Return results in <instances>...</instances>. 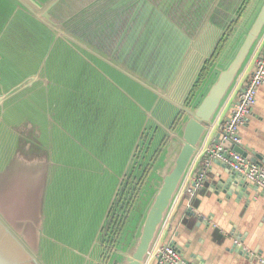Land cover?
Wrapping results in <instances>:
<instances>
[{"label":"water","instance_id":"obj_1","mask_svg":"<svg viewBox=\"0 0 264 264\" xmlns=\"http://www.w3.org/2000/svg\"><path fill=\"white\" fill-rule=\"evenodd\" d=\"M68 1L0 0V264H104L98 260L96 243L105 220L92 208L97 202L102 206L106 198L108 211L117 204L124 177L134 169L142 135L148 133L150 139L152 130L164 125L158 118L164 103L172 117L182 114L166 132L168 141L127 211L107 263L145 264L189 168L204 148L217 113L264 29V0L236 27L189 105L178 103L160 87L110 61L111 57L57 21L55 17ZM136 1L126 7L120 0L125 15L109 21L108 39L142 20L145 10ZM67 8L64 15L69 13ZM232 43L229 57L222 63ZM97 74L101 76L92 91L100 90L106 102L117 101L125 128L131 124L138 128L131 151H76L89 131H95L88 128L82 106L91 100L84 90ZM110 117L99 119L105 131ZM98 139L99 134L92 133L87 143L101 146ZM210 145H221L264 166V157L221 140L219 134ZM95 163L102 164L107 180L96 178L65 203H57L62 180L75 185L69 174L72 165L86 174ZM112 165L120 171H113ZM208 167L196 171L201 180L196 191L209 185L205 180ZM226 173L228 177L212 183L210 190L242 195L244 180L229 168ZM88 223V231L68 239L69 243L55 238V233L79 230ZM84 234L86 238H82ZM62 238L67 239L66 235Z\"/></svg>","mask_w":264,"mask_h":264},{"label":"crops","instance_id":"obj_2","mask_svg":"<svg viewBox=\"0 0 264 264\" xmlns=\"http://www.w3.org/2000/svg\"><path fill=\"white\" fill-rule=\"evenodd\" d=\"M258 3L259 0H250L239 20L240 23L243 18L249 17L256 11ZM120 9L123 10V7ZM55 18L57 21H63L67 27L65 20L57 19V16ZM82 41L91 45L84 40ZM263 47L264 29L242 72L217 113L204 148L198 153L189 168L178 197L173 203L169 216L145 264H154L157 250L167 244L174 245L182 257L193 264H263L264 195L247 185L242 195L234 192L228 195L215 188L210 190L209 187L212 186V183L217 182L219 178L226 179L228 177V173H226L227 167L218 161L207 164L209 167L205 171V180L209 182V185L199 188L191 199H188L185 195V189L196 179V171L203 165L206 166L203 158L205 150L209 147L210 142L215 141L217 134H219L220 138V126L237 102L238 94L248 81L254 68V62L262 52ZM100 76L97 74L85 88L84 91H87L91 100L84 102L82 109L88 116V128L93 127L95 129V131L91 133L89 131V133L99 134L98 140L101 142V146L96 145L94 141L87 143V137L90 135L88 133L76 151H131L134 135L137 136L139 134L138 128H134L133 124L125 128L122 125V116H118L117 101L106 102L101 99L102 93L100 90L92 91ZM102 86L103 79L101 78L99 88ZM103 115L111 116L108 119L110 124L105 127L106 131L103 125H100L99 120ZM239 134L243 148H247L253 153L264 157V85L258 89L256 103L248 116L247 122L240 128ZM111 145L114 146V149ZM110 168L115 172L120 171V167L116 165H112ZM83 172L82 168H76L72 165L69 174L75 185L68 186L66 180L63 179L59 187L57 203H65L69 197H73L77 189L83 190L96 178L99 180L104 179L105 181L108 178V174L102 164L95 163L89 173L83 174ZM83 180H86V183H83ZM85 198L87 199V193H85ZM108 206L109 203L106 198L102 206L97 202L94 208H91L92 212L102 214L106 222L109 212ZM88 229L89 223L86 227H82L79 230L72 231L68 229L65 232L52 234L57 236L55 237L57 240L69 243L68 239L78 237L81 231L87 232ZM102 229L103 227L99 230L100 235L96 243V252L99 253L98 260L107 264L115 246L111 250L109 259L104 262L102 258L103 249L99 244ZM65 235L67 239L62 238ZM82 238H86V235L84 234ZM234 239L239 240L242 244L246 251L244 254L242 249L234 245ZM49 246L52 245L49 244ZM252 257H255L256 261H251Z\"/></svg>","mask_w":264,"mask_h":264},{"label":"flooded vegetation","instance_id":"obj_3","mask_svg":"<svg viewBox=\"0 0 264 264\" xmlns=\"http://www.w3.org/2000/svg\"><path fill=\"white\" fill-rule=\"evenodd\" d=\"M96 1L99 3V0ZM249 2L250 0H167V5L160 8L162 14L153 15L151 10L146 9L140 25L133 24L128 31L118 32L109 39L107 24L110 18L107 14L113 9L114 3L102 11L101 7L94 8L90 4L87 10L84 9L85 12L67 18L64 15L66 6L61 9L57 19L65 20L76 37L90 43L169 94L170 89L176 87L178 74L188 62L186 58L192 55L190 47L191 44H197L198 35L209 28L219 30L221 34L211 53L194 69L193 81L182 102L185 104L199 90L221 47L230 38L233 28L240 23ZM122 5L120 2L121 8ZM161 104L158 118L164 125L152 130L153 137L150 139L148 133L142 135L143 144L137 149L134 169L124 177L117 204L109 211L102 229L99 244L103 249L104 262L109 259L119 238L130 204L145 184L160 155V149L168 141L166 132L175 127L182 114L179 112L172 117L170 108Z\"/></svg>","mask_w":264,"mask_h":264},{"label":"built area","instance_id":"obj_4","mask_svg":"<svg viewBox=\"0 0 264 264\" xmlns=\"http://www.w3.org/2000/svg\"><path fill=\"white\" fill-rule=\"evenodd\" d=\"M264 85V47L254 62L253 71L238 94L237 102L230 114L220 126V139L228 140L235 146H241L240 128L247 122L255 103L258 89ZM204 159L207 164L216 160L240 176L245 184L258 193L264 195V166L257 165L240 153L222 147L221 145H210L205 150ZM196 178V177H195ZM200 178L193 180L192 184L185 189V195L191 199L195 191L200 187ZM236 247L246 252L239 242L234 239ZM249 254V253H247ZM154 264H193L182 257L179 250L172 244L161 246L155 256ZM264 264V262H263Z\"/></svg>","mask_w":264,"mask_h":264},{"label":"rangeland","instance_id":"obj_5","mask_svg":"<svg viewBox=\"0 0 264 264\" xmlns=\"http://www.w3.org/2000/svg\"><path fill=\"white\" fill-rule=\"evenodd\" d=\"M136 2H138L137 7L139 6L140 9L143 8V10H145V11H146V9L151 10L150 12L153 15H156L157 13L162 14V10L160 8L163 7L165 4L167 5V0H137ZM113 3H114V5H113ZM90 4H93L92 6L94 8H95V6L101 7V11L103 9H105L106 7L113 5V9H110L108 14H107L108 17L110 18L109 21L115 20V19L119 20L121 17H123V15H125L124 12L120 9L121 8L120 7V0H112V2H109V0H99V3H97L96 0H69L67 2V6H68L67 9H69V13L66 12L65 17L72 16V15H78L81 12H85V10L88 9ZM189 4H187V5H189ZM144 14H145V12H144ZM135 18L136 17L133 13V19H135ZM140 18H142V16ZM139 22L136 21L135 25H136V23H138V25H140L141 20ZM236 27L233 28V32L231 33L230 37L235 32ZM220 34H221V32L215 28L214 29H212V28L206 29L198 35L197 44L196 45L191 44L190 54L192 53V55H190V56L188 55V57L186 58V61L188 59V62L186 65L184 64L185 66L183 67V71H181V73L178 74L176 87L175 88L172 87V89H170L171 97L175 101H177L178 103L183 102V99L185 98V94H187L189 86H191V83L193 81L192 80V74L194 72L195 67L198 64H200V62L203 61L206 58V56H208L209 53H211V49L215 45ZM227 42L228 41L226 40V42L221 47V50H220V52L216 58H218L220 56L223 49L227 45ZM152 48H154V44H153ZM232 48H233V43L231 46L228 47V51L226 52V55H225L224 59L222 60V63H225L227 61V59L229 57L228 55L231 52ZM215 60H217V59H215ZM110 61H115V60L110 59ZM145 80L148 81L147 79H145ZM146 83L151 84V82L149 83V81ZM193 98H194V95L189 102L185 103V105H189L190 102L193 100Z\"/></svg>","mask_w":264,"mask_h":264},{"label":"trees","instance_id":"obj_6","mask_svg":"<svg viewBox=\"0 0 264 264\" xmlns=\"http://www.w3.org/2000/svg\"><path fill=\"white\" fill-rule=\"evenodd\" d=\"M121 1H122V3H123L124 5L126 4V5H125L126 7H127V6L130 7L129 5H131V0H121ZM215 61H216V60H214V62H215ZM214 62L211 64L210 67L213 66ZM131 204H132V203H131ZM131 204H130V206H129V209H130V207H131ZM129 209H128V210H129ZM128 210H127V211H128Z\"/></svg>","mask_w":264,"mask_h":264}]
</instances>
